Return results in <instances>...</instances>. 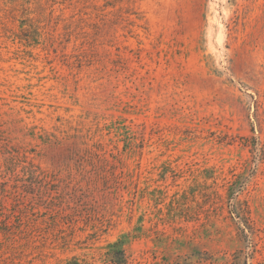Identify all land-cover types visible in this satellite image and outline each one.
Returning a JSON list of instances; mask_svg holds the SVG:
<instances>
[{
    "label": "rangeland",
    "instance_id": "rangeland-1",
    "mask_svg": "<svg viewBox=\"0 0 264 264\" xmlns=\"http://www.w3.org/2000/svg\"><path fill=\"white\" fill-rule=\"evenodd\" d=\"M0 264H264V0H0Z\"/></svg>",
    "mask_w": 264,
    "mask_h": 264
},
{
    "label": "trees",
    "instance_id": "trees-1",
    "mask_svg": "<svg viewBox=\"0 0 264 264\" xmlns=\"http://www.w3.org/2000/svg\"><path fill=\"white\" fill-rule=\"evenodd\" d=\"M23 7H24V5H23ZM26 10H27V9H26ZM115 246L117 247V243L115 244ZM120 252H121V253L118 252V255H123V251L120 250Z\"/></svg>",
    "mask_w": 264,
    "mask_h": 264
}]
</instances>
